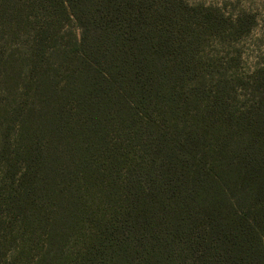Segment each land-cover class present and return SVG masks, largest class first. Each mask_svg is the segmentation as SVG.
<instances>
[{
    "label": "trees",
    "instance_id": "16d2710c",
    "mask_svg": "<svg viewBox=\"0 0 264 264\" xmlns=\"http://www.w3.org/2000/svg\"><path fill=\"white\" fill-rule=\"evenodd\" d=\"M233 17L0 0V264H264V66L203 54Z\"/></svg>",
    "mask_w": 264,
    "mask_h": 264
},
{
    "label": "rangeland",
    "instance_id": "374dc122",
    "mask_svg": "<svg viewBox=\"0 0 264 264\" xmlns=\"http://www.w3.org/2000/svg\"><path fill=\"white\" fill-rule=\"evenodd\" d=\"M184 1L190 8L203 5L221 11L225 17L232 14L233 18L238 15L242 19L246 32L238 34L239 31L237 32L234 28L233 31L224 33L228 40L222 41L218 37H211L207 40L203 54L207 58L214 56L218 59L217 69L231 75L235 72L238 75L246 76L258 66H264V0ZM230 21L232 22V20ZM8 90L7 92L0 90V99L9 104L13 100H19L25 93L20 80L19 82L13 80L8 84Z\"/></svg>",
    "mask_w": 264,
    "mask_h": 264
}]
</instances>
